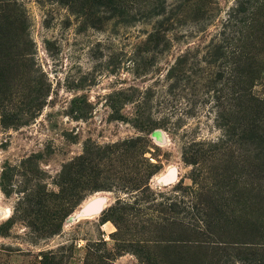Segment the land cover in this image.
<instances>
[{
	"label": "rangeland",
	"instance_id": "1",
	"mask_svg": "<svg viewBox=\"0 0 264 264\" xmlns=\"http://www.w3.org/2000/svg\"><path fill=\"white\" fill-rule=\"evenodd\" d=\"M0 264H264V0H0Z\"/></svg>",
	"mask_w": 264,
	"mask_h": 264
},
{
	"label": "bare ground",
	"instance_id": "2",
	"mask_svg": "<svg viewBox=\"0 0 264 264\" xmlns=\"http://www.w3.org/2000/svg\"><path fill=\"white\" fill-rule=\"evenodd\" d=\"M97 205V204H96ZM98 206V205H97Z\"/></svg>",
	"mask_w": 264,
	"mask_h": 264
}]
</instances>
